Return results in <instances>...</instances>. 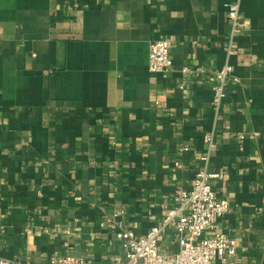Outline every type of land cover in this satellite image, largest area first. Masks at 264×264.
I'll return each mask as SVG.
<instances>
[{
  "label": "crops",
  "instance_id": "crops-1",
  "mask_svg": "<svg viewBox=\"0 0 264 264\" xmlns=\"http://www.w3.org/2000/svg\"><path fill=\"white\" fill-rule=\"evenodd\" d=\"M159 39L173 65L154 74ZM226 64L238 80L216 110ZM208 132L212 186L230 202L217 232L236 241L233 264H264V0H0V264L124 260L101 223L159 226ZM160 251H179L174 231Z\"/></svg>",
  "mask_w": 264,
  "mask_h": 264
},
{
  "label": "built area",
  "instance_id": "built-area-1",
  "mask_svg": "<svg viewBox=\"0 0 264 264\" xmlns=\"http://www.w3.org/2000/svg\"><path fill=\"white\" fill-rule=\"evenodd\" d=\"M228 19L231 32L226 50L228 55L238 49L237 37L243 26L241 6L229 4ZM173 65L170 56V40L159 39L149 46L148 68L151 73H168ZM188 71L183 69V73ZM233 68L226 64L216 74L218 82L213 105L216 110L226 97L225 88L232 80ZM214 133L204 136L206 150L201 156V166L196 170L189 189H178L175 192L174 205L164 210V218L159 226L151 228L145 236H139L132 228L122 222L116 223L114 218L106 217L101 223L102 228L109 229L114 240L119 242L124 252V260L115 264H233L237 243L225 234L217 232L219 221L230 211V202L219 198L215 193L212 181L218 180L221 174L208 169L211 153L215 149ZM180 167V163H175ZM124 212L118 215L123 216ZM117 216V215H116ZM169 230L178 237L179 251L172 256H165L160 251V243ZM206 232H213L209 238H203ZM50 264H87L82 258L73 256H53Z\"/></svg>",
  "mask_w": 264,
  "mask_h": 264
},
{
  "label": "water",
  "instance_id": "water-1",
  "mask_svg": "<svg viewBox=\"0 0 264 264\" xmlns=\"http://www.w3.org/2000/svg\"><path fill=\"white\" fill-rule=\"evenodd\" d=\"M74 257H76V256H74ZM78 257V256H77Z\"/></svg>",
  "mask_w": 264,
  "mask_h": 264
}]
</instances>
